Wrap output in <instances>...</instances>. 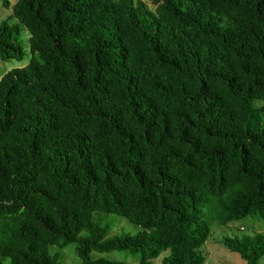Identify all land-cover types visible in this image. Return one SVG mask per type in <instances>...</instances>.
<instances>
[{
	"label": "trees",
	"instance_id": "16d2710c",
	"mask_svg": "<svg viewBox=\"0 0 264 264\" xmlns=\"http://www.w3.org/2000/svg\"><path fill=\"white\" fill-rule=\"evenodd\" d=\"M0 2V59L30 49L0 76V264H201L212 223L264 229V0ZM219 242L264 264V231Z\"/></svg>",
	"mask_w": 264,
	"mask_h": 264
},
{
	"label": "rangeland",
	"instance_id": "374dc122",
	"mask_svg": "<svg viewBox=\"0 0 264 264\" xmlns=\"http://www.w3.org/2000/svg\"><path fill=\"white\" fill-rule=\"evenodd\" d=\"M148 6L153 7L150 0H144ZM7 19L11 23H15L17 19L12 15L11 10L0 2V21ZM20 29L24 33V54L21 59L18 57H10L7 59H0V76L7 69L20 66L29 60L30 49L28 33L25 29L20 26ZM261 99H254V104H259ZM260 116L264 122V112L260 111ZM263 220V219H261ZM261 220L253 219L250 216L234 220L227 225H221L216 222L212 223L210 232L205 242L199 247L202 253L205 255V260L201 264H245V260L235 251L230 250L219 242V238L223 234H241V233H254L256 231H264L261 225ZM139 229V226L131 222L128 218L122 215H116V220L113 227L109 230V234L120 232L121 230L135 232ZM52 251H59L60 253V264H78L79 258L75 252L74 244H67L61 248L50 245ZM94 256L106 255L111 258H123L121 252L112 250L109 252H95ZM163 254L153 258L155 264H160L161 257ZM127 264H137V261H129Z\"/></svg>",
	"mask_w": 264,
	"mask_h": 264
}]
</instances>
